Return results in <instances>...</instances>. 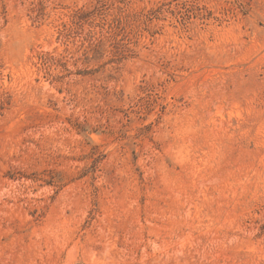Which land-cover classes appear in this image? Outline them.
Segmentation results:
<instances>
[{
    "label": "rangeland",
    "instance_id": "374dc122",
    "mask_svg": "<svg viewBox=\"0 0 264 264\" xmlns=\"http://www.w3.org/2000/svg\"><path fill=\"white\" fill-rule=\"evenodd\" d=\"M0 264H264V0H0Z\"/></svg>",
    "mask_w": 264,
    "mask_h": 264
}]
</instances>
